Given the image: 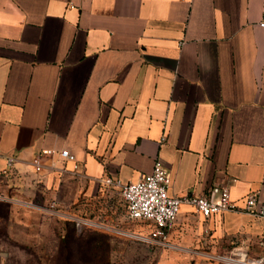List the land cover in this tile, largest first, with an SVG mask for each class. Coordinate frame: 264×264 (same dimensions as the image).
Here are the masks:
<instances>
[{
    "label": "crops",
    "instance_id": "1",
    "mask_svg": "<svg viewBox=\"0 0 264 264\" xmlns=\"http://www.w3.org/2000/svg\"><path fill=\"white\" fill-rule=\"evenodd\" d=\"M263 20L264 0H0L9 236L33 245L49 226L60 231V216L44 209L52 199L100 218L113 193L101 179L139 180L158 159L174 195L218 183L241 206L257 192L264 207ZM49 148L37 172L32 160ZM193 212L183 204L176 226ZM194 213L215 236L262 245L264 216Z\"/></svg>",
    "mask_w": 264,
    "mask_h": 264
},
{
    "label": "rangeland",
    "instance_id": "2",
    "mask_svg": "<svg viewBox=\"0 0 264 264\" xmlns=\"http://www.w3.org/2000/svg\"><path fill=\"white\" fill-rule=\"evenodd\" d=\"M10 194L8 188L0 187L1 201L8 202ZM111 195V205L102 202L103 205L98 211L101 217L95 219H103L116 227L138 229L139 227L124 218V203L118 192ZM193 214L189 221L178 223L171 238V246L166 248H157L136 238L90 225L79 228L74 219L63 217L58 220L63 221L60 231H57V226H49L45 241L25 245L9 236V222L2 220L0 230L4 231L5 224L7 233L0 236V264H235V260L230 258L236 257L233 252L237 248L247 251L251 258L264 255V245L258 246L252 240L244 241L240 235L215 236L205 227L207 222L202 221L194 212ZM75 215L78 216L72 214ZM70 228L72 231L67 243L69 256L66 259L61 238ZM96 232L107 240L100 243L81 241ZM42 250L46 252V256L37 255ZM99 256H105L104 261ZM244 256L242 253V257ZM238 257L237 255L236 258Z\"/></svg>",
    "mask_w": 264,
    "mask_h": 264
},
{
    "label": "built area",
    "instance_id": "3",
    "mask_svg": "<svg viewBox=\"0 0 264 264\" xmlns=\"http://www.w3.org/2000/svg\"><path fill=\"white\" fill-rule=\"evenodd\" d=\"M260 26L264 27V20L260 22ZM55 153L56 151L52 148L38 152L32 160L35 170L42 171L47 166L45 157H53ZM58 154L65 160L76 161L75 155L68 149H62L58 151ZM14 162V156H9L8 164L13 165ZM48 167L56 169L54 164H50ZM75 167H78V164ZM101 184L105 187L107 194L112 191L118 192L124 203L128 221L135 227H139L138 229L116 227L104 220L92 217L72 216V214L64 213L61 210L56 199L50 200L44 209L52 215L74 219L79 228L90 225L118 232L157 248L171 246L172 233L183 204L190 205L194 212L204 218L228 211H245L254 216H264V207H259L257 192H250L244 199L243 206L231 198L227 185L218 183L202 195L187 193L177 196L172 194L170 171L159 159L155 161L152 171L139 180L123 182L109 176L102 178ZM261 244L264 245V237L261 239ZM242 253L245 254L244 257H242ZM233 254L236 257L239 256L230 258L235 260V264H264V255L260 258H251L248 256V252L241 248H237Z\"/></svg>",
    "mask_w": 264,
    "mask_h": 264
},
{
    "label": "trees",
    "instance_id": "4",
    "mask_svg": "<svg viewBox=\"0 0 264 264\" xmlns=\"http://www.w3.org/2000/svg\"><path fill=\"white\" fill-rule=\"evenodd\" d=\"M100 203L101 202H98V206L101 205ZM10 207H11V205H10L9 202L0 200V225L2 223V220L8 221V218H9V215H10ZM100 207L101 206H99V208ZM94 213L93 214H89V216L94 217L95 216ZM85 216H87V215H85ZM71 231H72V229L70 228V230H68L65 233V235H63L62 238H61L62 245H63L64 251H65L64 252L65 254L63 253V255H65L66 259L69 256V253L67 251L68 250L67 243H68V236L71 233ZM6 233H7V226L4 224V231L0 230V236L2 234L6 235ZM105 239L107 240V238H105V236H103L102 234H99L98 232H96V233L92 234L91 236H89L88 238H85L84 240H81V241H85V242H94L95 241L96 243H98V242L100 243V242H104ZM24 248L27 249V247H24ZM99 257H101V259L104 261L105 256L104 257L103 256H99Z\"/></svg>",
    "mask_w": 264,
    "mask_h": 264
}]
</instances>
